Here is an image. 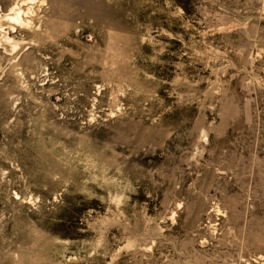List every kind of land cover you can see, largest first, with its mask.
<instances>
[{"label":"rangeland","instance_id":"1","mask_svg":"<svg viewBox=\"0 0 264 264\" xmlns=\"http://www.w3.org/2000/svg\"><path fill=\"white\" fill-rule=\"evenodd\" d=\"M0 264H264V0H0Z\"/></svg>","mask_w":264,"mask_h":264},{"label":"bare ground","instance_id":"2","mask_svg":"<svg viewBox=\"0 0 264 264\" xmlns=\"http://www.w3.org/2000/svg\"><path fill=\"white\" fill-rule=\"evenodd\" d=\"M25 1V0H24ZM27 1V0H26ZM22 3H23V0H22ZM16 5H14V7L12 8V14H9L7 16V18L9 17L10 19H12L15 23L18 22V23H24V19L22 17V14H23V10L20 8V7H17L15 8ZM28 10V9H27ZM32 10V9H31ZM11 12V11H10ZM29 11H27L28 13ZM9 19V21H11ZM13 22V23H14ZM27 22V21H26ZM28 23V22H27Z\"/></svg>","mask_w":264,"mask_h":264}]
</instances>
